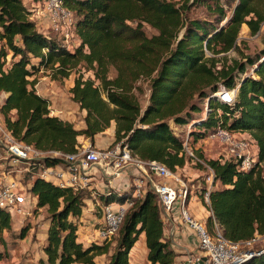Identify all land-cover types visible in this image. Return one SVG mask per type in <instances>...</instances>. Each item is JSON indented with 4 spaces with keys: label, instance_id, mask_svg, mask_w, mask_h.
<instances>
[{
    "label": "trees",
    "instance_id": "16d2710c",
    "mask_svg": "<svg viewBox=\"0 0 264 264\" xmlns=\"http://www.w3.org/2000/svg\"><path fill=\"white\" fill-rule=\"evenodd\" d=\"M253 1L192 0L191 5L203 8L204 17L186 18L183 12L188 4L177 6L173 0H62L74 18L76 45L68 48L37 30L22 0H0V92L6 93L0 115L5 127L16 140L37 150L69 153L75 150L78 136L92 142L95 134L113 124L110 145L119 142L139 160H155L175 172L191 163L181 153L182 140L170 123L192 120L188 133L194 142L218 126L242 131L255 142L257 161H264V47L250 56L242 54L235 42L241 24L253 35L264 19ZM143 25L156 33L147 36ZM229 50L243 61L227 59ZM8 54L10 61L4 67ZM40 67L51 78H65L76 70L68 92L84 111L83 127L74 128L68 120L51 114L48 99L36 93L35 80L30 78ZM110 67L113 77L107 75ZM251 67L253 75H243ZM81 70L90 76L83 77ZM141 75L147 77L148 87L143 108L131 91ZM205 87L208 92L202 90ZM220 90L234 91L232 104L214 97ZM195 91L208 98L205 116L190 101ZM196 154L201 157L197 150ZM41 161L44 165L62 162L47 156ZM204 162L211 171V184L219 181L222 185L209 190L207 206L201 200L204 187L199 188L197 195L211 213L203 221L207 230L211 231L212 217L229 240L263 234L264 166L240 171L237 161L223 154ZM196 167L202 169L199 164ZM131 190V186L108 187L94 193L101 204L131 201L107 264H127V253L141 232L148 262L176 264L175 253L163 236L155 194L146 190L133 197ZM28 193L35 199L33 209L44 207L48 215L41 247L44 258L36 264H95L94 257L107 251L105 241L83 245L77 240L76 220L87 192L35 176ZM188 198L187 187L185 202ZM11 217L0 208L2 247ZM26 232L27 227H22L16 237L22 239ZM4 258L5 251L0 249V260ZM242 264H264V250Z\"/></svg>",
    "mask_w": 264,
    "mask_h": 264
},
{
    "label": "built area",
    "instance_id": "2783aa9c",
    "mask_svg": "<svg viewBox=\"0 0 264 264\" xmlns=\"http://www.w3.org/2000/svg\"><path fill=\"white\" fill-rule=\"evenodd\" d=\"M37 2L38 4L34 7L37 17L41 18L53 32L59 34L61 43L68 47L73 36L72 12L63 5L62 0H37ZM249 70L252 75V67ZM213 95L221 102L232 104L234 91L220 90ZM207 103L206 97L202 105V116H205L209 110ZM216 113L218 115V112ZM191 121L182 124L185 135L181 139L180 151L192 165L199 164L208 171L205 174L207 185L201 192V200L207 206L208 192L211 189V171L205 164L204 158L196 154L195 142L188 133ZM204 139L215 142L221 147L225 157L237 161L240 171H247L259 164L256 144L245 132H232L218 126L208 132ZM46 156L60 158L62 162L44 165L41 159ZM127 166H133L138 173L129 185L132 188L133 197H138L146 190H150L156 196L160 215L163 217H168L172 204L176 203L181 221L194 231L201 253L188 255L182 264H202L203 257L205 258L203 262L206 264H242L264 250V233L253 234L245 240L232 241L223 236L221 226L212 217L209 232L205 223L193 218L186 208L188 200L185 202L187 186L184 180L162 163L155 160H139L119 142L97 148L86 140L79 141L75 150L69 153L37 150L30 144L16 140L5 127L0 115V208L7 210L11 216L29 214L27 210L30 203L29 183L27 187L22 184L23 174L30 178L29 182L37 176L60 187L80 189L88 186L91 179L90 168L99 169L106 181H109L119 176ZM130 205V200L100 205V221L93 228L95 243L107 241L115 236L123 213ZM207 212L208 215L211 214L210 211L207 210Z\"/></svg>",
    "mask_w": 264,
    "mask_h": 264
},
{
    "label": "rangeland",
    "instance_id": "374dc122",
    "mask_svg": "<svg viewBox=\"0 0 264 264\" xmlns=\"http://www.w3.org/2000/svg\"><path fill=\"white\" fill-rule=\"evenodd\" d=\"M175 4L178 6L182 3H187L188 8L184 10L183 16L185 15L186 18H203V8L201 6H195L191 5L192 0H173ZM24 6L30 11V14H33V20L34 23H38L36 26H38V29L45 34L46 36L56 38L57 40H60L59 34H56L53 32L48 25L45 24V22L37 17L36 10H34V7L38 4L36 0H22ZM254 6L258 11H260L264 15V0H254L253 1ZM224 8H226L224 6ZM30 16V15H29ZM30 18V17H29ZM35 26V27H36ZM244 24L240 25L239 31L236 37V46L238 47V50L242 54H248L250 56L258 53L263 47H264V19L260 23L259 28L257 32L253 35H250L248 33L247 27H242ZM143 30L147 36H150L152 34H155L156 31L152 28L148 27L147 25H143ZM39 31V32H40ZM178 35H180V32H178ZM69 48H72L76 45V39L74 36L69 41ZM204 53L206 56L209 55V52L207 50H204ZM218 56V55H217ZM227 59L228 58H234L236 60L243 61L241 58V55L238 54L234 50H229L226 53ZM9 54L6 56V62L5 66H8V63L10 61ZM228 63V60H227ZM82 71V70H81ZM83 72V71H82ZM114 69L109 68L108 71V77L114 76ZM77 74L76 70H72L70 74L65 78H51L49 75V71L47 69H43L40 67L38 71L34 73L30 78H34L35 80V87L38 90L40 94H42L44 97L48 99L49 107L51 111L55 114H57L60 118L64 120H68L73 125H77L80 123L82 119L81 110L78 108L77 104L74 103L71 98L70 94L68 92V88L72 84V79ZM243 75H251L250 70L248 69L246 73ZM253 75V73H252ZM90 76V72H83V77ZM147 77L145 75H141L133 82V88L132 93L136 97L138 104L140 107H144L146 104L147 99ZM203 91L208 92V89L202 88ZM1 98V96H0ZM190 101L202 108L204 98L200 97L197 91L192 93ZM51 112V113H52ZM216 112H218L216 110ZM199 113V112H198ZM198 113H195L194 115H198ZM200 115L201 112L199 113ZM171 129L175 132V134L179 135L182 139L185 135V128L182 127V125H172L170 123ZM174 128V129H173ZM195 147L197 148V151L201 154V156L204 159L212 158V157H218L216 153L213 152V150H218L221 147L218 146L215 142L208 141L206 139L198 140L196 142ZM222 154V153H221ZM220 154V155H221ZM257 163V162H256ZM196 167V165H191ZM264 166V161L260 162L258 164V168H262ZM257 168V169H258ZM200 175L197 176V178H194L190 183L192 184L193 188H195L198 184H204L206 182L205 180V169H199ZM89 172L91 174L90 181L88 182V186L80 188L79 190H82L83 192H87V198H85L84 207L82 209L81 216L78 220H76L77 223V240L82 242V244L87 245L90 242H94V231L93 228L96 227L99 224L100 217H101V211H100V205L101 203L96 199L94 193L100 192L104 190L105 188H108V186H104L105 178L102 175V172L99 169L90 168ZM181 178L182 176L179 175ZM29 177L23 174L22 178V184L27 187V183H29ZM96 179L99 183L95 186L93 183ZM183 179V178H182ZM184 182L185 179H183ZM198 181V182H196ZM29 207H27V210H29V214L24 216H16L12 215L10 222V231L4 233L5 238V245L2 247L0 246L1 250L5 251V258L0 260V264H14L16 261L20 260L19 262H24L27 264H34L35 263V256H33L31 259L32 261H27L29 258V254H26L28 250L39 251V244L41 239V234L44 228L47 224V212L45 211V208H39L36 211H33L34 208V197L29 195ZM203 222L204 220H198ZM22 227H27L26 235L19 239L17 238L18 230ZM116 236L112 237L111 239L103 242L107 244V251L103 254L96 255L95 257V264H107L108 257L110 253L112 252V249L115 244ZM102 241H98L97 243H101ZM258 245V244H257ZM31 248V249H30ZM199 252L201 253L200 249L197 247ZM18 262V263H19Z\"/></svg>",
    "mask_w": 264,
    "mask_h": 264
},
{
    "label": "crops",
    "instance_id": "0c3cea01",
    "mask_svg": "<svg viewBox=\"0 0 264 264\" xmlns=\"http://www.w3.org/2000/svg\"><path fill=\"white\" fill-rule=\"evenodd\" d=\"M33 16H34L33 14H30L29 17L31 20H33ZM37 24L38 23H35V26ZM244 27L246 26L244 25ZM36 28L38 31H40L38 29V26H36ZM34 88H35L36 93L40 94L38 90L36 89L35 84H34ZM0 96H1L0 98V103H1L4 97L6 96V93L0 92ZM50 112H52L51 109H50ZM80 113L83 117L84 111L81 110ZM51 114L57 115L53 112ZM81 127H83L82 119L79 124L74 125V128H81ZM77 140L78 141L86 140L89 142L90 145L97 147V148H104L106 146H109L113 140V124L107 127L104 131L95 134L93 136L92 142H90L88 138H83L81 136H78ZM196 142L194 143V145H196ZM213 152L216 153L217 155H220L222 153V149L218 148L217 151L213 150ZM215 157H212V158H215ZM175 172L181 175L183 179H185L186 181L185 184L188 187L189 198H188V202L186 205L188 212L191 214L193 218L197 220H204L208 216V212H207L206 207L201 203V200L197 194H198L199 188H203L207 184L205 182L204 184L203 183L198 184L195 188H193L192 184L190 183L192 180H194V178H197V176L200 175L199 168L190 166L189 163H186L184 164V166L180 168H176ZM207 173L208 171L206 170L205 174ZM136 176H138L137 170L133 166H127L120 172L119 176L112 178L109 181L105 180L104 186L112 187L117 190L126 189L132 183L133 177H136ZM94 180L95 182L93 183V185L96 186L99 182L96 179ZM220 188H222V185L219 183V181H214L211 184V189H220ZM32 210L36 211L37 209L36 210L32 209ZM161 219L164 222L163 236L169 241V245L175 253L174 261L176 264H182L184 259L188 255H191V256L195 254L200 255V252L197 249L198 246H197V239H196L195 233L191 228H189L186 224H184L181 221L179 213H178V206L176 203L172 204L168 217L161 216ZM45 230H46V227L44 228L41 234L40 244L38 246L39 251L38 252L34 251L33 253L32 250H28L26 252V254L30 255L27 261L29 262L32 261L31 258L35 256L36 258H35L34 264H36L37 259L44 258V254L41 250V247L44 244V240H45ZM146 254H147V248L144 243V235L141 232L138 234L137 239L135 240V242L133 243V245L131 246V248L129 249L127 253V264H151L150 262L147 261ZM95 257H94V261H95ZM19 261L20 260L16 261L14 264H17ZM203 261L204 260H202V264H206ZM154 264H157V263H154Z\"/></svg>",
    "mask_w": 264,
    "mask_h": 264
},
{
    "label": "water",
    "instance_id": "95a60500",
    "mask_svg": "<svg viewBox=\"0 0 264 264\" xmlns=\"http://www.w3.org/2000/svg\"><path fill=\"white\" fill-rule=\"evenodd\" d=\"M205 258L203 257L202 260H204Z\"/></svg>",
    "mask_w": 264,
    "mask_h": 264
},
{
    "label": "bare ground",
    "instance_id": "6f19581e",
    "mask_svg": "<svg viewBox=\"0 0 264 264\" xmlns=\"http://www.w3.org/2000/svg\"><path fill=\"white\" fill-rule=\"evenodd\" d=\"M242 27H244V26H242Z\"/></svg>",
    "mask_w": 264,
    "mask_h": 264
}]
</instances>
